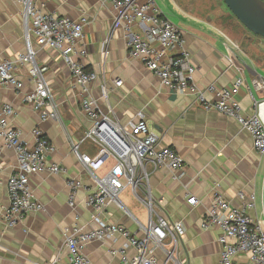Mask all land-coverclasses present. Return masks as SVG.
I'll return each mask as SVG.
<instances>
[{
    "label": "crops",
    "instance_id": "obj_1",
    "mask_svg": "<svg viewBox=\"0 0 264 264\" xmlns=\"http://www.w3.org/2000/svg\"><path fill=\"white\" fill-rule=\"evenodd\" d=\"M41 1L46 13L74 20L87 19L83 44L87 47L88 57L82 62L87 70L99 76L92 96L102 111L123 126L137 121L138 114L142 113L149 129L161 138L162 144L183 156L185 169L182 178L175 180L169 169H154L152 164H147L148 182L138 183L135 191L127 187L120 195L126 211L113 204L100 213L88 207L86 199L97 189V179L104 178L116 161L96 143L85 140L92 124L81 110L80 92L74 87L71 71L60 53L42 48L33 41L37 63L48 68L46 78L59 106L60 118L44 122L25 101L35 89L28 74L29 66L18 71L24 82L21 91L11 86L0 87V108L11 105L15 109L10 123L20 131L27 146H35L33 131L41 129L55 147V151L47 156L48 163L65 167L68 175L46 171L30 178L34 196L44 209L26 215L12 228L0 221V264H44L56 258L66 263L69 253L64 243V229L73 224L86 230L93 229L97 226L96 216L122 225L144 238L146 233L141 226L146 227L149 223L148 201L153 202L154 220L166 216L184 225L186 236L174 253L178 261L182 264H219L221 230L218 227L207 231L201 228L217 185L233 207L246 208L250 217L264 227V156L255 150L250 134L235 119L204 110L191 91L179 93L168 89L132 58L127 49L126 33L121 28L113 29L115 11L110 3L101 0ZM22 14L23 7L18 0H0V62L16 61L27 52ZM188 17L196 20L194 26L182 28L185 49L197 68L196 86L200 90H206L212 84L232 89L236 78L242 77L245 85L235 98L246 114H252L254 100L264 101V63L252 60L245 51L240 52L212 17ZM145 30L147 26L138 25L133 28V33H144ZM117 79L123 82L121 87L115 86ZM205 97L213 99L209 93ZM77 144L79 153L90 158L89 168L74 153L73 147ZM16 166L15 151L5 147L0 140L3 179L0 216L10 206L6 181ZM70 178L81 180L85 186L77 195L75 207L69 205L67 179ZM190 196L197 198L195 206L188 203ZM252 197H255L253 202ZM251 203H254L253 208H248ZM110 249L109 242L96 241L86 245L83 251L92 264H121L120 257L112 256ZM127 255H136V251L129 250ZM246 255L242 254L241 261L247 259Z\"/></svg>",
    "mask_w": 264,
    "mask_h": 264
},
{
    "label": "built area",
    "instance_id": "obj_2",
    "mask_svg": "<svg viewBox=\"0 0 264 264\" xmlns=\"http://www.w3.org/2000/svg\"><path fill=\"white\" fill-rule=\"evenodd\" d=\"M101 1L112 5L115 11L113 29L121 28L126 33L127 49L132 58L151 71L168 89L179 93L191 91L204 110L216 111L235 119L250 134L257 153L264 156V101L254 100L253 113H245L241 103L235 98L245 85L242 77L236 78L232 89L212 84L206 90H200L194 81L197 68L192 62L191 54L185 49L184 32L171 22L156 0ZM18 2L23 7L27 52L16 61L0 62V87L11 86L16 91H21L24 82L18 71L29 66L28 74L35 83V89L26 96L25 101L40 114L42 121H58L59 106L46 78L48 68L37 63L33 41L42 48L60 53L71 71L74 87L80 92L81 110L92 124L85 140L96 143L116 161L114 168L104 178L97 179V189L87 196L86 205L98 213L104 211L109 204L126 211L120 195L127 187H132L135 191L138 183L148 182L147 164H152L154 169L167 168L173 173L175 180L181 179L185 169L183 156L176 149L162 144L161 138L149 129L142 113L138 114L137 121L123 126L103 112L93 98L92 89L99 76L87 70L82 62L88 57L87 47L83 44L87 19L74 20L46 13L45 4L41 0ZM138 25L147 26V30L144 33H133V28ZM108 42L109 40L104 43L103 51ZM122 85L121 80L115 81L116 87ZM104 93L108 96L107 89H104ZM207 93L213 96L212 100L205 97ZM251 97L254 99L252 94ZM15 113L11 105L0 108V140L5 147L15 151L17 158L16 170L6 181L10 206L0 216V221L9 228L22 222L26 215L44 209L35 198L30 184L33 175L46 171L68 175L65 167L48 163L47 156L55 151V147L41 129L35 128L33 131L36 139L33 148L23 142L20 131L10 123ZM73 151L80 162L89 168L90 158L79 153L78 144L74 145ZM2 184L0 169V187ZM67 186L69 205L75 207L78 193L85 188L84 183L70 178L67 179ZM251 200L253 202L255 197ZM197 202L195 196L188 197L190 205L195 206ZM253 204L247 207L253 208ZM146 205L150 211V219L148 226H141L146 233L144 238H139L122 225L96 216L97 226L93 229L86 230L78 224L64 229V243L69 253L66 263L56 258L44 264H92L83 249L96 241L109 242L110 253L114 257H120L121 264H182L174 253L186 236L184 225L166 216L154 220L153 202L148 201ZM215 227L221 230L219 264H264V227L250 217L246 208L233 207L225 199L219 185L215 189L212 205L201 223L204 231ZM129 250H135L136 255H127ZM242 254H248L244 261L240 259Z\"/></svg>",
    "mask_w": 264,
    "mask_h": 264
},
{
    "label": "rangeland",
    "instance_id": "obj_3",
    "mask_svg": "<svg viewBox=\"0 0 264 264\" xmlns=\"http://www.w3.org/2000/svg\"><path fill=\"white\" fill-rule=\"evenodd\" d=\"M178 27L190 28L196 20L188 16L212 17L240 52L264 63V38L254 35L231 13L222 0H156Z\"/></svg>",
    "mask_w": 264,
    "mask_h": 264
},
{
    "label": "water",
    "instance_id": "obj_4",
    "mask_svg": "<svg viewBox=\"0 0 264 264\" xmlns=\"http://www.w3.org/2000/svg\"><path fill=\"white\" fill-rule=\"evenodd\" d=\"M231 13L254 35L264 38L263 0H222Z\"/></svg>",
    "mask_w": 264,
    "mask_h": 264
},
{
    "label": "trees",
    "instance_id": "obj_5",
    "mask_svg": "<svg viewBox=\"0 0 264 264\" xmlns=\"http://www.w3.org/2000/svg\"><path fill=\"white\" fill-rule=\"evenodd\" d=\"M264 1V0H263ZM225 4V3H224ZM227 7V6H226Z\"/></svg>",
    "mask_w": 264,
    "mask_h": 264
}]
</instances>
